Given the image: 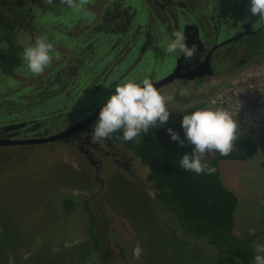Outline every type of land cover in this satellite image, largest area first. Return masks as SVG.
<instances>
[{
  "label": "rangeland",
  "instance_id": "1",
  "mask_svg": "<svg viewBox=\"0 0 264 264\" xmlns=\"http://www.w3.org/2000/svg\"><path fill=\"white\" fill-rule=\"evenodd\" d=\"M213 1L183 0L182 8L166 6V14L172 12L174 18L166 15L159 20L145 0H75L83 3V10L68 8L63 0H34L31 32L18 30L11 42L0 39V126L23 119L38 124L23 128L20 137L51 134L95 111L121 81L148 77L155 82L166 77L178 55L166 52L171 33L181 32L188 18L198 22L201 14L224 8L214 10ZM236 2L238 9L245 3L243 12L251 14L249 0ZM112 7L129 20L126 29L116 35H97L101 27L110 30L112 23L102 24L99 17ZM250 17L259 20L258 14ZM231 19L238 21L236 16ZM38 36L53 43L58 58L33 76L19 53ZM218 54L215 77L200 82L174 80L158 89L171 108L172 121L180 122L187 108H215L210 98L234 76L264 73V56L251 69L233 74L227 73L230 58ZM233 118L237 128L242 126ZM246 130L258 139V152L247 161H221L219 169L222 184L238 199L234 231L240 236L256 234L255 244L264 242V123ZM115 148L126 156L129 169L123 159L115 163L88 147L92 164L73 139L0 146V249H10L16 233L31 238L8 264H215L213 250L185 234L157 203L146 183L147 167L122 144L116 143ZM215 154L206 152L205 157ZM67 197L75 202L70 214L63 211ZM86 199L100 217L101 254L90 253L84 243L89 221ZM24 213L27 219L21 226L17 221ZM137 243L142 252L134 257ZM77 251L81 257L73 259ZM229 264L241 263L232 259Z\"/></svg>",
  "mask_w": 264,
  "mask_h": 264
},
{
  "label": "trees",
  "instance_id": "2",
  "mask_svg": "<svg viewBox=\"0 0 264 264\" xmlns=\"http://www.w3.org/2000/svg\"><path fill=\"white\" fill-rule=\"evenodd\" d=\"M33 3L34 0H0V32L3 31L4 35V37L0 36L1 40L11 42L14 41V36H17L18 30H31L30 20L34 15ZM105 14L106 11L101 15V23L106 25L110 20L106 19ZM109 32L110 30L104 26L99 29L97 35L109 36ZM116 34L119 32L114 35ZM249 45L251 46L250 54H264V34L252 37ZM166 106L170 114L164 124L157 123L153 128L149 127L146 132L130 141L123 140L122 130L112 133L110 139L122 144L147 167L146 183L153 190L157 203L164 211L172 215L185 234L213 250L216 254L215 264H229L232 259L239 260L241 264H253L256 234L240 236L234 231V211L238 199L234 192L222 184L219 163L225 160L247 161L252 158L259 149L258 139L247 132L245 127L240 126L236 128L232 149L227 155H220L217 152L213 156L205 157L210 166L216 169L215 172L212 174L202 172L199 175L194 172H185L179 167L180 155L190 152L192 146L187 142L181 146L170 139L167 132L169 128L181 140L184 139V134L180 122L170 119L171 108L167 104ZM199 107L204 105L187 108L186 113ZM23 110L25 112L26 108ZM26 123V127H35L38 124L29 120ZM69 125L66 124L62 128ZM45 133L48 132L45 131ZM69 139L66 137L61 141ZM74 209V200L70 197L65 198L63 211L70 214ZM84 211L89 218L86 229L88 240L84 243L87 244L90 253L101 254L103 244L98 233L100 217L89 206L87 199L84 201ZM20 215L17 222L23 226L22 223L27 219L26 213ZM16 234L17 236L10 243V249L6 247V249H0V261L3 264H8L11 256L16 255L18 251H24L29 244L31 238L27 239L22 232ZM72 255L73 259L81 257L78 251ZM87 257L90 258V256ZM90 261L88 263H91Z\"/></svg>",
  "mask_w": 264,
  "mask_h": 264
},
{
  "label": "clouds",
  "instance_id": "3",
  "mask_svg": "<svg viewBox=\"0 0 264 264\" xmlns=\"http://www.w3.org/2000/svg\"><path fill=\"white\" fill-rule=\"evenodd\" d=\"M68 8L83 10V3L75 0H63ZM53 3V0H48ZM250 13L259 15L264 20V0H249ZM166 52L179 54L187 62L193 57V47L186 44V36L182 32L171 33L167 41ZM21 60L33 76H38L58 58L54 45L45 36L34 37L33 42L19 53ZM170 111L166 106L164 96L158 91L150 78L126 79L114 85L110 95L101 104L96 119L91 126V140L101 143L112 133L122 130L124 141L137 138L149 127L157 123L164 124ZM180 127L184 139L167 129L170 139L181 146L191 145L190 152L180 155L179 167L185 172L212 174L216 169L207 162L205 153L218 152L227 155L232 149L237 124L233 115L225 108L199 107L183 113ZM142 248L137 245L132 249V255L139 257ZM253 264H264V242L254 244Z\"/></svg>",
  "mask_w": 264,
  "mask_h": 264
},
{
  "label": "flooded vegetation",
  "instance_id": "4",
  "mask_svg": "<svg viewBox=\"0 0 264 264\" xmlns=\"http://www.w3.org/2000/svg\"><path fill=\"white\" fill-rule=\"evenodd\" d=\"M145 2L148 5L151 14L155 15L159 20L165 19L166 15L172 16L174 18L172 12L166 14V6H168V8L171 6L177 8H182L185 6L183 0H145ZM236 4L238 5L236 0H214L213 3H210L214 10L215 6L216 8H219L220 5H222L224 8L215 14L212 11L211 14L205 13L203 16L201 14L198 22H194L188 18L187 22L184 23L181 32L186 36V44L189 47H193L194 54L193 57L187 62H185L183 57H181L179 54L177 55L175 66L172 72H174L176 68H180L179 75H182V77L175 80L200 82L204 81L208 76H214V65H216L217 58L220 57L218 51H221L224 56L230 58V67L228 68L229 70L227 73L234 74L235 71L237 72L251 69L254 65H256V62H260L264 54H250L251 46L249 45V42L252 37H257L261 34H264V20H258L254 17L249 18L251 14L245 15V12H243L245 3L241 4V11H239L241 8L238 9ZM157 9L160 11V15H157ZM105 16L106 19L110 20L113 25L110 27V32H123L129 22L126 16L117 13L114 7L110 8V10L108 8V10H106ZM232 16H236L238 21L232 20ZM117 18L121 19V21H118ZM32 25L33 22L30 20L31 29ZM222 33L225 34L223 37H221ZM204 35H209L212 37L211 41L205 40L203 37ZM87 116H84L69 126L58 129L56 132H60L70 126H74L75 123H78ZM11 125L22 126L11 129L7 132H1L0 138H26L24 136L20 137V131L23 128H26L27 125L25 120L21 119L20 121L7 122L6 124L1 125L0 128ZM92 125L93 123L88 127H84L68 138L73 139L79 144L80 151L88 158L89 161H91L92 164H95V161L91 152L88 150V147H91L95 153L111 157L115 163H120L121 159H123V164H125V167L129 169V163L128 160H126V156L124 154L117 153L118 150L115 148V142L109 138L105 139L101 143H96L91 140ZM47 135H50V133H44L41 136Z\"/></svg>",
  "mask_w": 264,
  "mask_h": 264
},
{
  "label": "built area",
  "instance_id": "5",
  "mask_svg": "<svg viewBox=\"0 0 264 264\" xmlns=\"http://www.w3.org/2000/svg\"><path fill=\"white\" fill-rule=\"evenodd\" d=\"M209 104L227 109L246 129H259L264 123V73L234 76L210 98Z\"/></svg>",
  "mask_w": 264,
  "mask_h": 264
},
{
  "label": "water",
  "instance_id": "6",
  "mask_svg": "<svg viewBox=\"0 0 264 264\" xmlns=\"http://www.w3.org/2000/svg\"><path fill=\"white\" fill-rule=\"evenodd\" d=\"M179 70L180 68H176L175 71L172 72L171 74L167 75L166 77L158 81L152 82V83L156 86L157 89H159L163 87L164 85L172 82L173 80L182 77V75H179ZM100 106L95 111H93L91 114H89L86 118L82 119L78 123H75L74 126H70L60 132H56V133H53L47 136H40V137H33V138H22V139L20 138H0V146L35 145V144H42V143H47V142H54V141L69 137L77 133L84 127H88L90 126V124L94 123ZM20 126L22 125H11V126H5L3 128H0V134L1 132H7L11 129H14Z\"/></svg>",
  "mask_w": 264,
  "mask_h": 264
}]
</instances>
